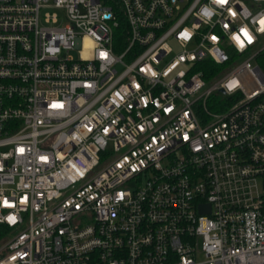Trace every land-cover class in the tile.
Wrapping results in <instances>:
<instances>
[{"label": "built area", "instance_id": "1", "mask_svg": "<svg viewBox=\"0 0 264 264\" xmlns=\"http://www.w3.org/2000/svg\"><path fill=\"white\" fill-rule=\"evenodd\" d=\"M261 21L264 0H0V264H264Z\"/></svg>", "mask_w": 264, "mask_h": 264}, {"label": "trees", "instance_id": "2", "mask_svg": "<svg viewBox=\"0 0 264 264\" xmlns=\"http://www.w3.org/2000/svg\"><path fill=\"white\" fill-rule=\"evenodd\" d=\"M257 64L264 73V48L258 53ZM200 70H202L203 80L209 81L212 75L218 72L220 68L216 66L210 59H206L203 61ZM229 105L230 102L227 99L221 98L219 95H213L205 101V110L211 114L221 113L224 112ZM198 113L201 120H205L207 118L201 108H199ZM3 232L4 229L0 228V236H2Z\"/></svg>", "mask_w": 264, "mask_h": 264}, {"label": "water", "instance_id": "3", "mask_svg": "<svg viewBox=\"0 0 264 264\" xmlns=\"http://www.w3.org/2000/svg\"><path fill=\"white\" fill-rule=\"evenodd\" d=\"M219 93L222 94L223 92L221 90H219ZM206 209L207 210L205 212L207 213L208 212V207H206ZM199 212H201V213L204 212L203 207H199Z\"/></svg>", "mask_w": 264, "mask_h": 264}, {"label": "snow or ice", "instance_id": "4", "mask_svg": "<svg viewBox=\"0 0 264 264\" xmlns=\"http://www.w3.org/2000/svg\"><path fill=\"white\" fill-rule=\"evenodd\" d=\"M218 2H219V3H224L225 0H218ZM261 23H264V21H261ZM102 55H104V54H102ZM56 107H58V105H57Z\"/></svg>", "mask_w": 264, "mask_h": 264}, {"label": "rangeland", "instance_id": "5", "mask_svg": "<svg viewBox=\"0 0 264 264\" xmlns=\"http://www.w3.org/2000/svg\"><path fill=\"white\" fill-rule=\"evenodd\" d=\"M45 12V11H44ZM50 12H53V11H50ZM87 44V43H86ZM73 57H77V53L76 52H73L72 54H71Z\"/></svg>", "mask_w": 264, "mask_h": 264}]
</instances>
